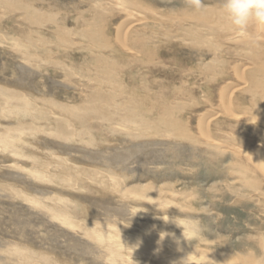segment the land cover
Listing matches in <instances>:
<instances>
[{"label":"rangeland","instance_id":"1","mask_svg":"<svg viewBox=\"0 0 264 264\" xmlns=\"http://www.w3.org/2000/svg\"><path fill=\"white\" fill-rule=\"evenodd\" d=\"M203 4L0 0V264H264V27Z\"/></svg>","mask_w":264,"mask_h":264},{"label":"clouds","instance_id":"2","mask_svg":"<svg viewBox=\"0 0 264 264\" xmlns=\"http://www.w3.org/2000/svg\"><path fill=\"white\" fill-rule=\"evenodd\" d=\"M186 2L195 10L204 8L203 0H186ZM222 11L240 36L248 35L247 28L250 24L264 27V0H222ZM167 235L169 234L161 232L158 243L162 242ZM184 264H187L186 259Z\"/></svg>","mask_w":264,"mask_h":264},{"label":"bare ground","instance_id":"3","mask_svg":"<svg viewBox=\"0 0 264 264\" xmlns=\"http://www.w3.org/2000/svg\"><path fill=\"white\" fill-rule=\"evenodd\" d=\"M200 22V21H199ZM135 23V22H134ZM126 25V24H125ZM261 39V38H260ZM263 40V39H262ZM243 115V114H242ZM2 136V135H1ZM3 138V137H2ZM6 138H4L3 140H5ZM261 149H263L262 147H260ZM258 152V151H257ZM256 156V155H255ZM259 156H260V154H259ZM253 157V156H252ZM251 159V158H250ZM255 159H257V158H255ZM113 238V237H112ZM149 249H151V248H149ZM159 249H160V247H159ZM155 251V250H154ZM163 251V250H162ZM156 253H158V252H156ZM160 253V252H159ZM163 253V252H162ZM260 255H261V258H263L264 257V250H260ZM203 261H201V263H202ZM254 262V264H261L260 262H256V261H252V263ZM206 263V262H205ZM199 264H200V262H199ZM263 264V263H262Z\"/></svg>","mask_w":264,"mask_h":264}]
</instances>
